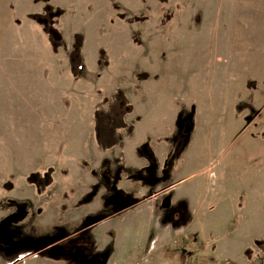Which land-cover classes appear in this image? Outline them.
<instances>
[{
	"label": "rangeland",
	"instance_id": "1",
	"mask_svg": "<svg viewBox=\"0 0 264 264\" xmlns=\"http://www.w3.org/2000/svg\"><path fill=\"white\" fill-rule=\"evenodd\" d=\"M49 3L56 54L44 0H0V264H74L48 253L85 239L103 264H264V0ZM118 93L116 147L88 145Z\"/></svg>",
	"mask_w": 264,
	"mask_h": 264
},
{
	"label": "trees",
	"instance_id": "2",
	"mask_svg": "<svg viewBox=\"0 0 264 264\" xmlns=\"http://www.w3.org/2000/svg\"><path fill=\"white\" fill-rule=\"evenodd\" d=\"M44 1L45 5L42 12L29 14L28 17L41 26L53 50H56L61 45L62 36L55 27V21L62 10L54 8L49 3V0ZM80 45L81 41L78 39L75 49L69 52L70 71L74 76L78 73L82 63ZM132 109L133 105L128 102L123 93H118L114 96V102L110 105L107 112L95 109L93 127L96 141L104 147H111L115 143L114 130L127 125L124 116L130 113Z\"/></svg>",
	"mask_w": 264,
	"mask_h": 264
},
{
	"label": "flooded vegetation",
	"instance_id": "3",
	"mask_svg": "<svg viewBox=\"0 0 264 264\" xmlns=\"http://www.w3.org/2000/svg\"><path fill=\"white\" fill-rule=\"evenodd\" d=\"M73 44H74L73 45L74 48L67 51L66 57L68 58V62H69V52L74 50L76 47L75 43H73ZM82 44H83V38L81 36V45H80L79 49L82 48V46H83ZM63 45H64V39L62 38L61 45H59V46L64 47ZM80 55H81V52H80ZM81 57H82V55H81ZM178 154H179V152H178ZM178 202H180V201H178ZM166 205H167V201H163L161 204H158L160 211L164 210ZM175 206H177V205L174 204V207ZM21 211L24 212L23 209L19 210V212H21ZM111 213H112V210L110 211L109 214H111ZM9 215L10 216L7 215L8 219H11V213ZM161 216L164 217V213ZM171 217L173 218V216H171ZM14 218H15V215L12 214V219H14ZM19 219H21V218H19ZM86 225L93 226L92 223H87ZM89 226H87V227H89ZM63 238L67 239V236H64ZM59 240H61V239L59 238ZM85 241H86V239H85ZM85 241H82L79 243L78 242H72V243L69 242L65 246L58 245L56 247H53L51 251H56V252H49L48 256H54V254H56V255L64 257V258H73L72 261L74 262V264H103V256L101 255L100 252H106V248L105 249H98L95 251V250H92L90 248L91 245ZM0 243L3 246H9V244L14 243L13 240L11 239L10 235H9L8 230L5 227H2V228L0 227ZM19 252H21V251H19ZM17 253L18 252H15L12 256H10V259H12L11 263L14 261L15 262L17 261V258H18ZM35 256H38V255H35ZM6 257H9V256H6ZM5 259L6 258L1 259L2 260L1 262L4 263ZM5 264H7V263H5Z\"/></svg>",
	"mask_w": 264,
	"mask_h": 264
},
{
	"label": "crops",
	"instance_id": "4",
	"mask_svg": "<svg viewBox=\"0 0 264 264\" xmlns=\"http://www.w3.org/2000/svg\"><path fill=\"white\" fill-rule=\"evenodd\" d=\"M46 35V34H45ZM46 38H47V35H46ZM47 42H48V44H49V47H50V49L53 51V52H55V54L57 53V52H59L61 49H62V46L60 47H57V49L54 51L53 50V48H52V46H51V44H50V42H49V40H48V38H47ZM31 46H35V43H32L31 44ZM84 54H86V53H84V51H83V55ZM67 58V57H66ZM65 58V59H66ZM86 58V57H85ZM55 60H56V58H55ZM58 62H59V58H58V60H57ZM82 61H83V63H84V59L82 58ZM67 63H68V68H69V71H70V66H69V62H68V59H67ZM49 68L50 69H53V71H54V67L53 66H49ZM70 74L73 76V77H75L72 73H71V71H70ZM85 88H81L80 90H84ZM80 114V113H79ZM93 114H94V111H93ZM93 124H94V115H93ZM126 121V120H125ZM86 123V121L84 122V121H82V122H78V125L80 126V128H83V126L82 125H84ZM146 124L148 123V122H145ZM145 123H143V125H146ZM93 124H92V135H93V138H94V142H92L91 143V141L88 139V141H87V144L88 145H94L95 146V144L97 145V147L99 148V149H101V150H106V149H109V148H113L115 145H116V139H115V143L111 146V147H104V146H102L101 144H99L97 141H96V139H95V135H94V127H93ZM86 128L85 129H83L84 130V132H85V130L86 131H88V128H87V126H85ZM118 129H122V128H118ZM80 132V131H79ZM87 133V132H86ZM135 135V134H134ZM82 136V135H81ZM86 137V136H85ZM89 137V136H88ZM87 137V138H88ZM142 140H143V137H140V136H136V137H134V139L132 138L131 139V142L134 144V148H136V145L137 144H141L142 143ZM85 142H86V139H84V137L83 138H80V137H77V138H74V140H73V142L70 144V146H69V149H71V151L72 152H76L79 148H81V150L82 151H85L86 149H85ZM132 143H130V144H132ZM127 146V145H126ZM116 147V146H115ZM124 149H126V148H124ZM123 153H124V158H125V160L127 161V154H126V152L123 150ZM130 156H132V155H130ZM131 161V163L132 162H135V160H130ZM74 181H76V180H74ZM66 184H67V182H66ZM65 184V185H66ZM51 185V184H50ZM47 186H49V185H47ZM65 187H69V186H65ZM150 203H148V205H147V207L148 208H150ZM117 240L119 241V243H120V238H117ZM116 240V244H115V250H114V252H118L117 251V247L119 246V243H118V241ZM23 253L24 252H22L21 254L23 255ZM22 255H18V257H21ZM7 264H14L15 262H12L11 263V261H9V262H6Z\"/></svg>",
	"mask_w": 264,
	"mask_h": 264
}]
</instances>
